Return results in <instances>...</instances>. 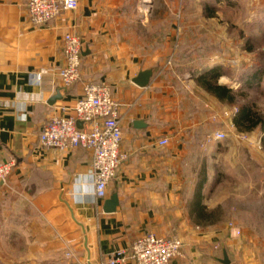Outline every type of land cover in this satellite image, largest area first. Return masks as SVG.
<instances>
[{
	"label": "crops",
	"instance_id": "1",
	"mask_svg": "<svg viewBox=\"0 0 264 264\" xmlns=\"http://www.w3.org/2000/svg\"><path fill=\"white\" fill-rule=\"evenodd\" d=\"M27 1L0 0V157L13 161L0 179V264H103L147 232L181 238L182 254L171 264H264V177L255 173L262 132L235 124L240 82L226 70L264 56V0L203 6L208 17L240 27L246 37H220L219 54L209 61L206 48L188 80L175 69L188 51L147 49L130 31L131 0H79L76 9L43 24L31 22ZM192 4L164 1L170 18L154 25H169L165 43L186 42L173 15ZM68 31L81 36L84 52L80 79L66 86L58 67ZM214 65H220L217 84L232 86L235 102L213 92L208 75L197 80ZM147 68L150 83L136 84ZM88 82L108 84L120 103L121 149L128 157L108 184V196L117 191L120 199L113 212L103 210L108 196L96 197L89 148L39 141L51 116L72 108ZM137 119L146 124L137 126ZM217 131L227 137L217 138ZM164 137L169 141L161 144Z\"/></svg>",
	"mask_w": 264,
	"mask_h": 264
},
{
	"label": "built area",
	"instance_id": "2",
	"mask_svg": "<svg viewBox=\"0 0 264 264\" xmlns=\"http://www.w3.org/2000/svg\"><path fill=\"white\" fill-rule=\"evenodd\" d=\"M79 0H28L29 17L34 24H43L66 9H76ZM62 48L64 64L58 72L64 85L69 86L81 77L84 43L76 31L64 34ZM42 73H36L40 80ZM69 110V111H68ZM82 121V126L78 125ZM215 136L225 139V131H217ZM123 129L120 103L114 97L111 87L105 83L88 82L83 94L72 108L62 107L55 112L40 133V144L72 150L83 146L92 151V176L95 193L99 199L108 196V184L116 174L117 168L128 154L121 149ZM169 141L160 139L161 144ZM13 161L0 157V179L10 174ZM183 241L178 236L159 235L147 232L136 238L129 249L118 248L108 254L103 264H171V260L182 254Z\"/></svg>",
	"mask_w": 264,
	"mask_h": 264
},
{
	"label": "rangeland",
	"instance_id": "3",
	"mask_svg": "<svg viewBox=\"0 0 264 264\" xmlns=\"http://www.w3.org/2000/svg\"><path fill=\"white\" fill-rule=\"evenodd\" d=\"M153 1L154 0H131L129 2V10L131 15V25H129L130 31L141 35V37L143 38L142 43L146 46L147 49L154 46L153 48L155 49H162V52L168 50L170 52L172 49H176L177 47V52L181 50L183 56L185 52L188 51L186 54L187 56L184 58L180 56L181 59H178V64L175 65L176 71L185 72L184 74H182V76L184 75V80H188L196 75V73L194 72V68H196V66L200 67L203 63L202 54L205 55L206 48H208L207 50H209V61L212 60L210 58L213 57V55L215 56L219 54L218 49H220V47L222 46V40L220 37H223L224 35H244L243 32L241 33L239 31L240 27L223 25V23H221L217 19V16L208 17L206 15V10L204 11L202 9L203 6H206L207 4L216 5V0H192L193 4L191 9H188L186 12L184 11V9H181L177 11L176 15H173L181 22V26H179L178 32L187 36L186 42L184 41L181 44H173L168 42L165 43L164 39L166 36H169L170 27L168 24H163L162 26L154 25V19L162 18L163 22H165L170 18V11L169 9L165 8V0H155V9L153 7ZM187 1L190 2L191 0ZM177 2L180 4V7L181 3H185L186 0H177ZM223 55L224 54L222 53L220 54V56ZM169 58L171 57L168 56L167 60H169ZM254 60H259L264 64V56L262 55L259 56L258 59ZM247 62H249L248 59H241V65L239 66V69L237 68L238 66L232 67L231 65H227L226 70L231 76H235L238 82H240V84L236 87L240 96L239 103L245 101L253 102L256 108L259 109V111L264 115V75L260 86L257 88H248L241 85L242 80L245 79L244 74L250 67L247 66ZM229 84H232L234 86L232 82H229ZM185 93L187 94V96L189 95L188 90H186ZM186 101L187 103H189V106L192 105V102H190L191 100L187 98ZM257 131L262 132V138L258 139V146H264L263 130L258 127ZM229 134L230 136L233 135L231 130ZM239 155L240 154H238V156ZM257 163L258 167L255 173H257L259 179H262L264 177V169H262L264 165V148L261 152H258ZM244 172L245 170L241 171V176H243ZM246 173L249 174L248 169H246ZM261 204L264 207V203ZM262 220L264 221V219H259V221Z\"/></svg>",
	"mask_w": 264,
	"mask_h": 264
},
{
	"label": "trees",
	"instance_id": "4",
	"mask_svg": "<svg viewBox=\"0 0 264 264\" xmlns=\"http://www.w3.org/2000/svg\"><path fill=\"white\" fill-rule=\"evenodd\" d=\"M220 65H214L209 69L210 74L200 73L197 75L198 81H203L204 76H209L212 80L209 83L210 89L215 92L220 98H225L229 102H235L236 94L233 87L227 84H217V78L220 75ZM245 79L242 80L241 85L243 87L254 88L259 87L264 75V64L259 61L253 66H250L247 72L244 74ZM239 78V77H237ZM235 124L242 129L251 130L256 127H260L263 130L264 141V115L256 108L255 104L250 101L240 102L238 104V110L234 118Z\"/></svg>",
	"mask_w": 264,
	"mask_h": 264
},
{
	"label": "water",
	"instance_id": "5",
	"mask_svg": "<svg viewBox=\"0 0 264 264\" xmlns=\"http://www.w3.org/2000/svg\"><path fill=\"white\" fill-rule=\"evenodd\" d=\"M152 75H153V69L152 68L143 69L134 77L133 81L140 86H146L150 83ZM57 97H61L59 92L55 96H53V100H55ZM135 124L137 126H143L146 123L142 119H137V120H135ZM78 125L82 126V121H78ZM119 203H120L119 194L117 191H113L104 200L103 210L105 212H113V211L117 210ZM223 261L225 263L229 262L227 254H226L225 258L223 259Z\"/></svg>",
	"mask_w": 264,
	"mask_h": 264
}]
</instances>
